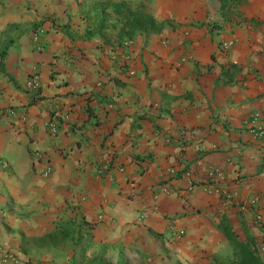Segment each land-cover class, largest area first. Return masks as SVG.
I'll list each match as a JSON object with an SVG mask.
<instances>
[{
	"label": "crops",
	"instance_id": "crops-1",
	"mask_svg": "<svg viewBox=\"0 0 264 264\" xmlns=\"http://www.w3.org/2000/svg\"><path fill=\"white\" fill-rule=\"evenodd\" d=\"M117 3L169 25L121 46ZM221 5L0 0L13 40L0 57V158L10 164L0 168V264H214L233 255L224 218L264 259V137L247 126L261 113L264 127V0ZM32 75L38 95L25 89ZM212 169L232 201L204 191ZM69 222L82 225L81 243L23 253V236ZM171 225L186 231L181 241Z\"/></svg>",
	"mask_w": 264,
	"mask_h": 264
},
{
	"label": "trees",
	"instance_id": "trees-1",
	"mask_svg": "<svg viewBox=\"0 0 264 264\" xmlns=\"http://www.w3.org/2000/svg\"><path fill=\"white\" fill-rule=\"evenodd\" d=\"M241 3V1H240ZM232 0H222L221 10L222 13L225 9H229ZM114 13L120 19L122 27L117 32V37L121 40L127 38L133 40L138 33L158 34L168 27L169 22L158 21L146 10L139 9L133 10L126 3H117L113 5ZM118 19V21H119ZM102 28L99 31L90 34L91 36L101 34ZM10 40L7 45H4L0 52L2 60L7 54ZM123 46L124 44H120ZM78 225L69 222L65 226H60L54 231L47 233L40 237H22V251L24 254L29 255L31 252H51L55 249H60L68 246L69 244L78 245L81 243L76 240V236L82 234ZM219 230L228 240L233 250V255L228 259L214 258V264H264V259L261 255L258 243L254 237L249 236L246 241H241L237 233L234 232L229 220L223 219L218 225ZM79 229V230H78Z\"/></svg>",
	"mask_w": 264,
	"mask_h": 264
},
{
	"label": "built area",
	"instance_id": "built-area-1",
	"mask_svg": "<svg viewBox=\"0 0 264 264\" xmlns=\"http://www.w3.org/2000/svg\"><path fill=\"white\" fill-rule=\"evenodd\" d=\"M43 30H40V33H42ZM35 46L38 50H43L45 45L42 43V41L39 38V34L36 35L35 38ZM133 42L131 40H128L127 42H125V44L123 45L124 47H128L132 44ZM223 48L225 50H228L231 48V43H223ZM40 81H39V77L37 75H32L28 78V80L25 83V89L29 92H31L32 94L38 95V93L40 92ZM5 114L10 115V116H19V114L16 112V110L14 109H6L4 111ZM262 119V115L261 113H253L251 115V121L249 122L248 126V130L249 132L255 137V138H263L264 137V127L260 124V120ZM21 120L24 122L26 121V117L23 116L21 117ZM48 130L50 131V133L52 135H57L58 131H59V120L56 118L54 120H51L50 122H48ZM37 158L41 157L40 153L36 154ZM0 168H2L3 170H8L10 168V164L8 161H6L3 158H0ZM109 168V164H105L100 171H106ZM120 171H124L123 169H120ZM53 172L52 167H47L46 170L44 171V175L45 176H50ZM217 170H210L209 174H208V179L205 182L204 186V191L205 192H212L213 194L217 195L218 197H220L221 199H223L224 201L228 202V201H232L233 200V195L230 194L227 190H225L224 188H221L220 186H218V184L215 182L214 176L216 174ZM215 182V183H214ZM197 183L193 180H189L188 182V191L190 193H193L195 191V189L197 188ZM259 200L258 199H254L251 201V205L253 208H257L259 206ZM257 210V209H256ZM262 219L261 215L259 213L256 214V220L258 222H260ZM173 226H170V233L171 235H173V237L176 240H182L185 236H186V231L185 230H176L175 228H172Z\"/></svg>",
	"mask_w": 264,
	"mask_h": 264
},
{
	"label": "rangeland",
	"instance_id": "rangeland-1",
	"mask_svg": "<svg viewBox=\"0 0 264 264\" xmlns=\"http://www.w3.org/2000/svg\"><path fill=\"white\" fill-rule=\"evenodd\" d=\"M10 33L11 32H10L9 28H7L6 31H4V28L0 29V44H6L7 42H9V39H11Z\"/></svg>",
	"mask_w": 264,
	"mask_h": 264
}]
</instances>
